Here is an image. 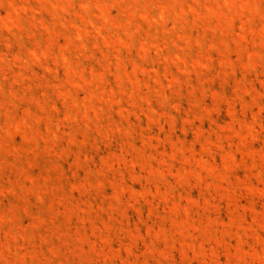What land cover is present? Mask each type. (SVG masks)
<instances>
[{"label": "rangeland", "instance_id": "1", "mask_svg": "<svg viewBox=\"0 0 264 264\" xmlns=\"http://www.w3.org/2000/svg\"><path fill=\"white\" fill-rule=\"evenodd\" d=\"M0 264H264V0H0Z\"/></svg>", "mask_w": 264, "mask_h": 264}]
</instances>
